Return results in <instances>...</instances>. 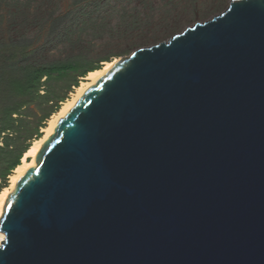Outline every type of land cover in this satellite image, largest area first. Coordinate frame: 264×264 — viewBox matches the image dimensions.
Masks as SVG:
<instances>
[{
    "label": "water",
    "instance_id": "water-1",
    "mask_svg": "<svg viewBox=\"0 0 264 264\" xmlns=\"http://www.w3.org/2000/svg\"><path fill=\"white\" fill-rule=\"evenodd\" d=\"M0 232V264H264V0L115 62Z\"/></svg>",
    "mask_w": 264,
    "mask_h": 264
},
{
    "label": "rangeland",
    "instance_id": "rangeland-1",
    "mask_svg": "<svg viewBox=\"0 0 264 264\" xmlns=\"http://www.w3.org/2000/svg\"><path fill=\"white\" fill-rule=\"evenodd\" d=\"M229 1L0 0V42L30 43L35 51L30 59L40 64L63 61L85 53L89 60L99 62L103 67L104 62L101 61L107 57L110 61L128 57L136 49L167 41L195 23L220 15L228 7ZM132 16L149 19L148 26L128 36L114 31L118 23ZM90 19L94 20L93 25H86ZM73 31L79 33L71 36ZM79 34L81 39L76 42ZM83 80H79V85ZM55 87L60 96L65 95L66 101L75 91V87L67 91L62 83ZM59 105L58 109L62 103ZM24 114L29 116L24 120L34 128L45 115L36 106L26 109ZM47 122H42L44 128ZM42 129L39 130L40 137L43 135ZM7 135L2 134L0 146L5 145ZM32 142L24 143L21 151Z\"/></svg>",
    "mask_w": 264,
    "mask_h": 264
},
{
    "label": "trees",
    "instance_id": "trees-1",
    "mask_svg": "<svg viewBox=\"0 0 264 264\" xmlns=\"http://www.w3.org/2000/svg\"><path fill=\"white\" fill-rule=\"evenodd\" d=\"M148 20L132 16L128 20L123 19L113 29L128 36L143 26L147 27ZM93 23L94 20L90 19L86 25ZM78 33L73 31L71 36ZM80 39L79 34L76 42ZM34 52L28 42H0V139L2 134H8L5 145L0 146V192L7 186L8 177L20 165L22 156L31 146L29 144L21 151L24 143L40 138L39 130L44 128L42 122L49 120L58 112L59 104L66 101L65 95L60 96L55 91V86L62 83L67 91H72V87L79 86L80 79L101 68L99 62L89 60L85 53L63 61L40 64L31 61ZM101 62H110V58ZM31 106L45 113L35 128L24 120V117H29L24 111Z\"/></svg>",
    "mask_w": 264,
    "mask_h": 264
},
{
    "label": "bare ground",
    "instance_id": "bare-ground-1",
    "mask_svg": "<svg viewBox=\"0 0 264 264\" xmlns=\"http://www.w3.org/2000/svg\"><path fill=\"white\" fill-rule=\"evenodd\" d=\"M118 59H114L110 62H105L103 67L94 72H90L80 85L75 88V91L71 94V97L62 103L58 112L53 114L47 122V126L42 129V137L34 140L26 153L21 158L20 165L12 172L9 177V184L0 192V220L4 214L6 204L11 194L15 191L17 185L21 181L24 174L34 167L37 163V158L42 152L45 145L48 143L49 137L56 130L60 120L68 113V111L74 106V104L80 99V97L86 92V90L105 76L114 66ZM5 235L0 232V245L4 242Z\"/></svg>",
    "mask_w": 264,
    "mask_h": 264
}]
</instances>
